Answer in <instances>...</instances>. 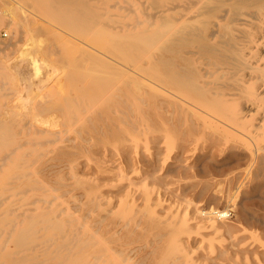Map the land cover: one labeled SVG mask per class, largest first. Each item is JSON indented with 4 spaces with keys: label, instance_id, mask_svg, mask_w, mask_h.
I'll use <instances>...</instances> for the list:
<instances>
[{
    "label": "rangeland",
    "instance_id": "1",
    "mask_svg": "<svg viewBox=\"0 0 264 264\" xmlns=\"http://www.w3.org/2000/svg\"><path fill=\"white\" fill-rule=\"evenodd\" d=\"M34 4L0 0V118L17 133L0 140V264H264V100L252 95L264 72L242 70L240 97L219 98L232 133L182 118L155 92L133 89L116 105L103 90L85 102L82 38ZM153 48L129 61L134 70L158 56ZM261 55L264 44L251 62ZM196 58L201 73H216L206 87L230 75ZM66 100H80L79 110L58 109ZM70 115L53 128L34 120ZM29 121L53 133L24 132ZM227 208L230 219L201 215Z\"/></svg>",
    "mask_w": 264,
    "mask_h": 264
},
{
    "label": "bare ground",
    "instance_id": "2",
    "mask_svg": "<svg viewBox=\"0 0 264 264\" xmlns=\"http://www.w3.org/2000/svg\"><path fill=\"white\" fill-rule=\"evenodd\" d=\"M30 1L37 3L38 6L34 5L39 7V12L48 16L52 22L70 26L82 38L80 40V49L85 56V66H88L86 67L88 71L84 74L86 85L81 90V96L85 102L88 101L89 97L100 96L103 90H106L104 98L107 101L115 104L123 101L125 102V104L123 103L124 105L127 104V101L123 96L130 95L133 89L145 90L146 95L150 97L155 92L164 98L162 105H168L167 101L170 100L171 103L169 104L177 105V113L182 118L185 116V119L186 117L191 118L192 121V118L195 117L205 121V130H210L213 134L219 131L229 133L231 130L222 124V119L224 120L222 117L225 111L219 106V98L233 97L234 99L235 96L240 97V86L242 82H245L244 78L246 77V75L240 74V72L244 73L242 70L250 68L254 72L258 69L264 72L263 54L261 55L262 57L256 59L257 65H254L250 60V55L254 54V52L256 55L257 49L264 44V0H113L114 3L112 2L113 4L109 7L106 6L108 4L107 0ZM190 9H193L192 13L190 11L186 12ZM57 32L56 34L59 37L63 36L61 31ZM152 47H157L158 56H154L146 65L134 70L133 65L129 61H135L146 49ZM56 51L58 52V50ZM151 51L150 53H152ZM171 55H175L180 60V63L177 61L175 63L171 62ZM198 56H201V58L205 57L209 61L208 66L215 65L218 68L228 69L230 75L226 74L228 77L225 81L218 83L217 87H213V85H211L213 88L206 87L210 82L204 80V78L210 75L214 76L216 73L208 69L201 73V70L196 68L197 66L195 65L196 57ZM37 61L38 59L33 57L31 63L36 65ZM50 75V73H47L42 81L48 80ZM201 78L203 79L201 80ZM235 90L236 92H234ZM30 91L32 90L30 89ZM252 95L259 101L264 100V79H261ZM79 101H62L57 108L71 110L70 107L74 106V108L79 110L81 104ZM259 107L260 105H258ZM83 111H89L91 114L96 113L92 108L89 110L84 108ZM244 111V108L243 110L241 109V113ZM70 112L73 111L71 110ZM93 117L95 116L93 115ZM93 117L92 121L90 120V115L84 120L91 121L92 128L95 127ZM94 119L96 120V118ZM34 120L37 123L53 128L61 125V121L62 123L66 120L73 122L75 116L72 117L70 115V118L60 117L59 120L52 119V117L34 118ZM36 122H26L23 124L26 127L23 126L22 130L27 132L34 127L36 132L42 131L45 133V131H48L53 133L50 129L42 130L36 125ZM84 123L86 124V122ZM256 125L255 128L260 129L263 123L261 121L259 127ZM174 126L176 127V125ZM11 132L12 125L10 120L7 121L5 118H0V140L6 136L17 135L16 132L14 134H11ZM232 213L233 211L229 210V208L223 211L217 209L201 211L202 216L206 218H210V216L217 218L218 216L219 218L217 219L219 220L230 219ZM41 250L43 251V249Z\"/></svg>",
    "mask_w": 264,
    "mask_h": 264
}]
</instances>
